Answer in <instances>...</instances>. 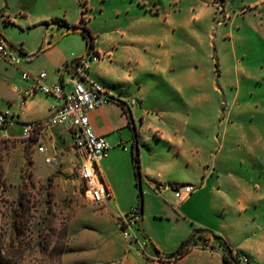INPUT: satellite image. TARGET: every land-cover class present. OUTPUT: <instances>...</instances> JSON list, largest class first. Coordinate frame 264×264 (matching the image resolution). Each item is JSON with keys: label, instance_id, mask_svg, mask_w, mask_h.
Returning <instances> with one entry per match:
<instances>
[{"label": "rangeland", "instance_id": "1", "mask_svg": "<svg viewBox=\"0 0 264 264\" xmlns=\"http://www.w3.org/2000/svg\"><path fill=\"white\" fill-rule=\"evenodd\" d=\"M5 11L13 20L0 21V30L9 44L37 49L46 39L69 64L86 54V25L96 47L113 52L91 70L125 87L145 135L154 127L179 132L184 157L158 138L144 146L150 182L191 183L195 194L185 202L144 177V239L166 253L189 238L215 252L218 234L264 264V0H9ZM19 127L0 131L2 254L15 264H62L75 234L74 189L92 203L89 188L67 173L35 176L31 139ZM79 223L75 229L98 231L90 213ZM199 228L208 240L194 234Z\"/></svg>", "mask_w": 264, "mask_h": 264}, {"label": "crops", "instance_id": "2", "mask_svg": "<svg viewBox=\"0 0 264 264\" xmlns=\"http://www.w3.org/2000/svg\"><path fill=\"white\" fill-rule=\"evenodd\" d=\"M8 4L9 0L5 2L0 1V21L4 24L13 20L11 14L5 11ZM50 42L44 39L37 49L36 45L33 47L20 46L21 51L25 55L28 52L30 57L28 62L24 64L21 62L20 67L13 66L0 58V63H4L5 67V70L0 72V102L3 103V106L0 107V113L6 114L8 118V123L0 131L9 134L11 133V125L18 124L20 126L18 133L23 136L24 124L46 119L50 115L51 106L55 102L54 96L41 91H36L31 96L25 97L23 91L31 87L32 81L22 78V70L29 72L36 71L35 73L45 71L47 73L45 78L47 83L63 82L66 88L71 87L73 73L66 66L67 64L69 65V59L65 54L58 51L55 46L51 45ZM95 50L100 54V58L94 62L98 63V61L105 58L112 61V51L101 52L96 47V44ZM33 54L35 55L31 56ZM36 62L41 63L40 67H37L38 65L35 66ZM91 67L92 64L90 63L88 77L102 84L108 89L110 95L123 99L127 107L124 108L115 99H110L106 104L100 105L88 112L93 130L98 134L105 135L109 143L108 155L98 162V167L106 184L112 190L113 198L101 204L96 203L97 207L94 208L95 211H90L88 209L89 206L91 204L95 205L91 196L92 203L89 200V196H85L77 188L74 189L77 204L71 219V229L75 231V234L71 239L70 249L72 250L64 253L62 264H225L221 245L219 244L216 247L217 251L213 252L206 248L211 243H205L204 246L199 243L179 259L174 260L169 258L168 256L174 253L179 246L174 251L166 253L160 250L151 240L144 239L146 228L142 221L146 213L143 210V203L141 212L142 221L130 229L133 238L128 239L123 236L117 224V216L121 212H127L132 208H139L137 202L139 189L136 184L131 159L133 126L137 127L139 133L138 147L140 149L142 166V189L143 183H145L144 177L148 179V183L146 184H151V187H153V183L150 182L151 177L146 165L147 156L144 151L147 141L158 138L169 142L176 149V154L182 157H184L182 154L183 148L179 146L181 138L177 131L167 133L155 127L150 130V125H148L150 131L145 135V131L140 126L144 123L143 117L140 120V125L136 123L138 115L136 101L124 96L121 92L126 90L125 87L122 84L120 85L121 88L116 83L107 82L103 74H94ZM30 139L31 143L28 155L31 159V168L35 176L42 179L52 175L60 177L62 174L67 173L74 176L72 181H81L83 183L79 175V166L86 155L82 149L74 144L72 133L66 126L55 125L42 130L37 129ZM39 146H43L44 149L38 150ZM147 149L151 154H156V151H158L156 155L163 157L161 150L152 147H148ZM187 158L185 161L186 164H189L191 160L189 161V156ZM41 167L43 171H39ZM171 185H177V183H172ZM186 185L192 184H184V186ZM150 194V190L145 188L144 195L148 196ZM193 194H195V187L193 192L182 201H189ZM84 209H87V211ZM88 213L95 218L98 226V229L95 230L98 231L89 229L85 225H79L80 228L75 229L76 227L74 228V226H78L79 222L85 220ZM76 214H78L79 222L74 224L73 218ZM158 214L155 216H163L161 213ZM143 241L146 242L145 245H143ZM148 244H150V248H147ZM211 246H214V244ZM233 250L239 252L240 256H246L248 264H252L250 258L241 247H233Z\"/></svg>", "mask_w": 264, "mask_h": 264}, {"label": "built area", "instance_id": "3", "mask_svg": "<svg viewBox=\"0 0 264 264\" xmlns=\"http://www.w3.org/2000/svg\"><path fill=\"white\" fill-rule=\"evenodd\" d=\"M21 54L20 48L9 44L0 30V58L13 66L20 67ZM99 58L100 54L93 52L68 65L69 70L73 73L70 88H66L63 82L47 83L45 71L31 73L22 70L21 75L23 79L32 81L31 87L23 91L25 97L31 96L36 91H41L55 98V102L51 106V113L46 119L24 124L23 137L31 138L37 129L42 130L55 125L66 126L72 133L74 144L82 149L86 155L80 163L79 175L83 183L89 188L91 199L101 204L113 198V193L98 167V162L108 155L109 143L105 135L98 134L93 130L88 115L90 110L110 101L108 89L88 77L90 63ZM7 121L6 114L0 113V128L7 124ZM43 149V146L38 147L40 151ZM169 187L174 190L175 196L181 200L187 198L194 190L192 185L169 186L163 182H158L156 186H153L158 192L167 190ZM140 221L141 213L137 207L127 212H121L117 216V224L123 236L128 239L133 238L130 229L138 225ZM142 243L143 245L146 244L145 241ZM240 261L242 264H246L248 258L240 256Z\"/></svg>", "mask_w": 264, "mask_h": 264}, {"label": "trees", "instance_id": "4", "mask_svg": "<svg viewBox=\"0 0 264 264\" xmlns=\"http://www.w3.org/2000/svg\"><path fill=\"white\" fill-rule=\"evenodd\" d=\"M83 19H81L80 21H82ZM75 28H78L77 26H75ZM82 35L86 38V43H87V47H86V54L85 55H90L91 53H98L95 50V37L91 34V31L89 30V28L84 25L82 27ZM21 51V48H20ZM22 52V51H21ZM22 54H24L22 52ZM35 54L31 55L34 56ZM80 58H76L74 59V61L79 60ZM68 66V64L66 65ZM110 99H115L117 102H119L124 108L127 107L126 102L122 99H118L112 95H110ZM8 123V121L6 122ZM138 142H139V133L137 130V127L134 125L133 126V148H132V153H131V159H132V164H133V168H134V174H135V178H136V184L138 186L139 189V210L140 213L142 212V195H143V190L141 187V175H142V166H141V156H140V149L138 147ZM1 170V168H0ZM1 184V183H0ZM200 231H202V229H197V231L194 233H199L198 234V238L199 239H204L205 241L209 239L208 237H204L202 234H200ZM193 234V235H194ZM213 238L217 239L218 242L220 243V245L222 246L223 249V261L225 262V264H242L240 261V254L237 251H234L233 248L231 247V245L229 244L228 240L218 234H212ZM1 237H0V264H15L12 262H9L8 260L4 259V256L2 254V248H1ZM192 245H191V238H189L186 241H183L180 246L177 248V250L170 254L168 257L169 258H173L174 260L181 258L182 256H184L185 254H187L191 249H192Z\"/></svg>", "mask_w": 264, "mask_h": 264}]
</instances>
